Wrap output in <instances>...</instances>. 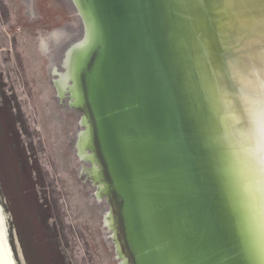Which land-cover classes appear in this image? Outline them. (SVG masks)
Masks as SVG:
<instances>
[{"label": "water", "instance_id": "obj_1", "mask_svg": "<svg viewBox=\"0 0 264 264\" xmlns=\"http://www.w3.org/2000/svg\"><path fill=\"white\" fill-rule=\"evenodd\" d=\"M72 1L54 84L115 258L264 264V0ZM0 165V264H87L1 23Z\"/></svg>", "mask_w": 264, "mask_h": 264}, {"label": "rangeland", "instance_id": "obj_2", "mask_svg": "<svg viewBox=\"0 0 264 264\" xmlns=\"http://www.w3.org/2000/svg\"><path fill=\"white\" fill-rule=\"evenodd\" d=\"M81 19L72 0H0V23L84 259L87 264H120L113 230L103 225L110 210L107 196L96 201V186L85 174L92 164L80 159L75 147L85 130L81 112L70 106L68 95L59 98L54 84L66 71L64 52L83 32Z\"/></svg>", "mask_w": 264, "mask_h": 264}, {"label": "bare ground", "instance_id": "obj_3", "mask_svg": "<svg viewBox=\"0 0 264 264\" xmlns=\"http://www.w3.org/2000/svg\"><path fill=\"white\" fill-rule=\"evenodd\" d=\"M78 11H79V9H78ZM79 14H80V16H81V13H80V11H79ZM81 18H82V16H81ZM81 21H82V23H83V30H84V22H83V19H81ZM78 110V109H77ZM79 111V110H78ZM81 112V111H80ZM81 116H82V112H81ZM91 162V161H90ZM105 196H106V194H105Z\"/></svg>", "mask_w": 264, "mask_h": 264}, {"label": "trees", "instance_id": "obj_4", "mask_svg": "<svg viewBox=\"0 0 264 264\" xmlns=\"http://www.w3.org/2000/svg\"><path fill=\"white\" fill-rule=\"evenodd\" d=\"M1 166V165H0ZM0 173H1V178H2V180H3V174H2V172H1V167H0ZM20 215V214H19Z\"/></svg>", "mask_w": 264, "mask_h": 264}]
</instances>
